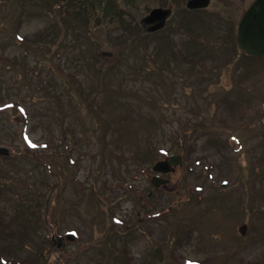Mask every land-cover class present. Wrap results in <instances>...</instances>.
<instances>
[{
    "label": "rangeland",
    "instance_id": "374dc122",
    "mask_svg": "<svg viewBox=\"0 0 264 264\" xmlns=\"http://www.w3.org/2000/svg\"><path fill=\"white\" fill-rule=\"evenodd\" d=\"M145 1L0 0V264H264V55L234 41L250 0ZM174 5L151 57L144 38L125 46L123 27ZM170 146L180 164L153 187ZM128 171L113 204L127 222L99 184Z\"/></svg>",
    "mask_w": 264,
    "mask_h": 264
},
{
    "label": "water",
    "instance_id": "95a60500",
    "mask_svg": "<svg viewBox=\"0 0 264 264\" xmlns=\"http://www.w3.org/2000/svg\"><path fill=\"white\" fill-rule=\"evenodd\" d=\"M208 0H186L188 8L205 6ZM166 11V10H165ZM164 14L162 13L161 16ZM153 17H157L155 14ZM160 17V15H159ZM235 40L238 47L248 53L264 55V0H252L243 10L237 22ZM8 148L0 145V154H7ZM180 156L177 154L169 155L168 158L155 160L151 168L158 172L167 170L168 162L179 163ZM153 186L163 182L158 175L150 177ZM154 256L160 258V249L155 247Z\"/></svg>",
    "mask_w": 264,
    "mask_h": 264
},
{
    "label": "trees",
    "instance_id": "16d2710c",
    "mask_svg": "<svg viewBox=\"0 0 264 264\" xmlns=\"http://www.w3.org/2000/svg\"><path fill=\"white\" fill-rule=\"evenodd\" d=\"M102 1L107 2V5L109 4L108 3L109 0H102ZM151 2L152 1L146 0L145 1V4L148 5V3H151ZM114 5H115V8L114 9H112L110 6L107 7V9L105 11L106 12L105 13L106 14V17H109L110 15H112L114 11H120V12L122 11L121 8L116 3ZM93 6L91 5V8H93ZM104 7H105V4H104ZM175 7H176V5L173 6V8H175ZM140 8H144V7H138V8H135L133 10H140ZM127 10H131V8H128ZM109 18H111V17H109ZM119 20L120 19H119L118 16L112 17V21H114L113 25L119 24ZM164 23H167V21H165ZM162 28L163 27L160 26L158 28L156 27V29L155 28L154 29H148L146 31L140 29L138 32H134L133 30L129 29V27L126 26V27H123V30L127 34H125L123 36L121 35V36L122 37H125V38H134V39L128 40V42H127L128 45H126L127 44L126 43L125 46L134 45V43H136L137 40H140V38H144L143 39L142 49H140L141 50V53H143L144 56L151 57L155 53V48H154V50L152 52L151 47H150V44H149L148 41H146L145 38L146 37H149V38H151V40H155L154 38H152L153 32L156 31V30H158V29L160 30ZM162 35H163L162 32H159V34L156 35L155 37L161 38ZM191 39H192V37H191ZM171 41H173V40H171ZM167 51L168 52H171L170 54L175 53V55L177 53L184 54V51L181 48H178L176 50L175 48L169 47V48H167ZM43 87H41L42 88L41 90H43ZM46 97H47V95L42 94V98L45 99ZM53 104L55 105L54 100L51 97V106L50 107H53ZM53 108L56 109V107H53ZM77 134H78V132H77ZM35 164L36 165H40L38 163H35ZM135 177H136V174L134 172L128 171L127 173H123L122 176H121V178L112 179L105 187H103L102 191H100L99 198H103V201L106 204H110L111 205L110 207L115 208V210H116L118 207H116V206L113 205L114 202L116 201V195L117 194H122L123 197H126L127 198V195H129V193H128V188L125 185L126 184H130L131 185V181H133L135 179ZM148 178L149 177H147V179ZM30 187H31V189H34L35 191L40 192V189L36 186L35 183H30ZM148 190H150V189H147V191ZM142 194L145 195V196H143ZM108 197H110V202L108 201ZM142 197H145V203H147V198H148L147 197V194L144 193V192H141V191L137 192L136 198H137V200H139V203H141V200L139 198H142ZM126 198H125V200H126ZM41 202L42 203L40 205H43L45 203V199L41 200ZM117 203L119 205V202H117ZM148 204H149V202H148ZM261 211L262 210H260V212ZM14 217H15V213H13L10 217H6L5 220H9L11 222V221H13ZM189 259H191V258H189ZM190 263L191 262H188L187 261V263H185V264H190Z\"/></svg>",
    "mask_w": 264,
    "mask_h": 264
},
{
    "label": "flooded vegetation",
    "instance_id": "af4514ba",
    "mask_svg": "<svg viewBox=\"0 0 264 264\" xmlns=\"http://www.w3.org/2000/svg\"><path fill=\"white\" fill-rule=\"evenodd\" d=\"M178 8H172V7H169L167 10H169V11H166L165 12V14H164V16H163V18H162V22L160 23V25L158 26V27H164L165 25H166V23H164L168 18H169V15H170V13L171 12H175L176 10H177ZM196 9H200V8H196ZM196 9H194V10H196ZM155 22H152V24L151 25H153ZM157 27V28H158ZM192 36H191V34H190V32L188 33V36L186 37V38H188V39H190ZM241 52V51H240ZM244 55H247V56H250V55H248V54H245V53H243ZM228 78V77H227ZM229 80H228V82L231 84H236V82H234L232 79L230 80V78H228ZM230 87V86H229ZM229 87H227V88H225V89H228ZM209 88V87H208ZM209 89H211V88H209ZM163 176L164 177H167V174L166 173H164L163 174Z\"/></svg>",
    "mask_w": 264,
    "mask_h": 264
}]
</instances>
